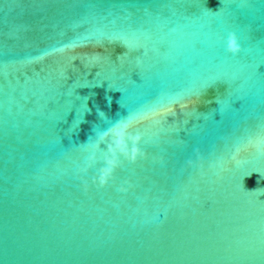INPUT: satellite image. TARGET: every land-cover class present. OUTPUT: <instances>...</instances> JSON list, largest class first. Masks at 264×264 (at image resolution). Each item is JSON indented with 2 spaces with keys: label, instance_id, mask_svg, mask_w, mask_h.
I'll return each mask as SVG.
<instances>
[{
  "label": "water",
  "instance_id": "obj_1",
  "mask_svg": "<svg viewBox=\"0 0 264 264\" xmlns=\"http://www.w3.org/2000/svg\"><path fill=\"white\" fill-rule=\"evenodd\" d=\"M0 264H264V0H0Z\"/></svg>",
  "mask_w": 264,
  "mask_h": 264
}]
</instances>
